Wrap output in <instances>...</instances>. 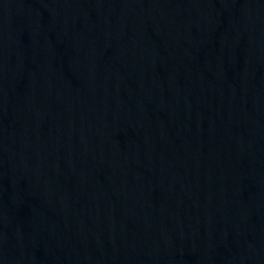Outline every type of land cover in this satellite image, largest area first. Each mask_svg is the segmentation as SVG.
<instances>
[{
	"label": "water",
	"instance_id": "obj_1",
	"mask_svg": "<svg viewBox=\"0 0 264 264\" xmlns=\"http://www.w3.org/2000/svg\"><path fill=\"white\" fill-rule=\"evenodd\" d=\"M0 264H264V0H0Z\"/></svg>",
	"mask_w": 264,
	"mask_h": 264
}]
</instances>
